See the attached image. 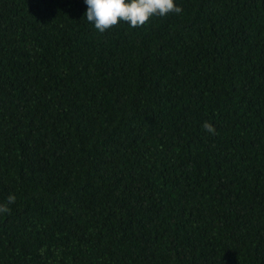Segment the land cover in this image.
<instances>
[{"label":"trees","instance_id":"16d2710c","mask_svg":"<svg viewBox=\"0 0 264 264\" xmlns=\"http://www.w3.org/2000/svg\"><path fill=\"white\" fill-rule=\"evenodd\" d=\"M176 2L0 0V264H264V0Z\"/></svg>","mask_w":264,"mask_h":264},{"label":"clouds","instance_id":"9594fccd","mask_svg":"<svg viewBox=\"0 0 264 264\" xmlns=\"http://www.w3.org/2000/svg\"><path fill=\"white\" fill-rule=\"evenodd\" d=\"M85 5L83 16L96 31L104 33L120 22L131 28L145 25L152 17L181 14L182 8L176 0H82ZM205 130L211 132V125L205 123ZM8 204L15 202V196L7 197ZM7 205H0V213L8 211Z\"/></svg>","mask_w":264,"mask_h":264}]
</instances>
